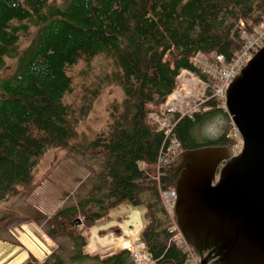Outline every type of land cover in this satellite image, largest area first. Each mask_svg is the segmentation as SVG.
Returning a JSON list of instances; mask_svg holds the SVG:
<instances>
[{
  "label": "trees",
  "instance_id": "16d2710c",
  "mask_svg": "<svg viewBox=\"0 0 264 264\" xmlns=\"http://www.w3.org/2000/svg\"><path fill=\"white\" fill-rule=\"evenodd\" d=\"M262 25L264 0H0V206L38 188L40 161L51 150L65 151L96 163L99 171L77 189L72 205L34 217L46 223L51 240L72 242L73 261L135 264L122 247L104 258L86 253L78 227L89 230L128 203L146 210L149 264H187V253L172 240L155 179L160 153L171 138L180 152L235 149L239 143L217 98L191 115L171 116L168 138L150 115L174 92L184 70L211 86L218 82L194 67V57L215 63L213 55L223 56L231 65L244 49L242 32L253 35ZM10 62L13 73L5 76ZM109 87L122 97L108 103L104 128L79 142L80 124ZM215 119L226 121L223 131L198 140ZM166 169L160 176L164 190L175 188L178 179ZM8 221L0 218V228ZM28 264L66 262L59 247Z\"/></svg>",
  "mask_w": 264,
  "mask_h": 264
},
{
  "label": "water",
  "instance_id": "95a60500",
  "mask_svg": "<svg viewBox=\"0 0 264 264\" xmlns=\"http://www.w3.org/2000/svg\"><path fill=\"white\" fill-rule=\"evenodd\" d=\"M225 111L242 139L237 155L204 147L167 166L178 174L176 222L201 264H264V47L229 86Z\"/></svg>",
  "mask_w": 264,
  "mask_h": 264
},
{
  "label": "rangeland",
  "instance_id": "374dc122",
  "mask_svg": "<svg viewBox=\"0 0 264 264\" xmlns=\"http://www.w3.org/2000/svg\"><path fill=\"white\" fill-rule=\"evenodd\" d=\"M13 67L14 63L10 62L3 74L12 75ZM121 97L120 89L115 87L106 89L101 98L95 102L91 115L80 124L79 142L94 138L96 133L104 128L108 121V103ZM225 127L226 121L222 119L208 122L200 130L201 135L198 140H201L203 135L216 136ZM233 128L235 132L236 128L234 126ZM237 140L239 145L233 149L236 155L242 147L241 137ZM53 162L56 165L55 169L51 168ZM98 171L99 165L96 163L82 162L81 159L65 151H49L38 165L40 186L24 198L14 199L0 206V218H9V225L0 228V264H28L34 259L43 261L59 247L66 264H98L93 261H73L72 242L67 238L51 240L46 234V223L34 217L35 214L51 217L63 206L72 205L77 201L82 188L78 191L77 189ZM147 221L148 217L143 207L135 208L126 203L113 210L109 216L89 230H83V225L79 224V231L88 242L84 251L104 258L117 253L125 243L128 245L143 243Z\"/></svg>",
  "mask_w": 264,
  "mask_h": 264
},
{
  "label": "built area",
  "instance_id": "2783aa9c",
  "mask_svg": "<svg viewBox=\"0 0 264 264\" xmlns=\"http://www.w3.org/2000/svg\"><path fill=\"white\" fill-rule=\"evenodd\" d=\"M241 37L245 42L244 49L236 55L231 65L225 63L223 56L217 55H213L215 63L200 54L192 59L191 62L194 67L201 68L204 73L218 81L213 86L190 71L184 70L179 74L174 92L167 97L165 103L160 106L158 111H154L150 115L151 120L161 131L166 133L165 136L167 138L172 136L173 119L171 116L185 117L198 112L200 106L207 102L210 97L219 99L220 105L218 107L226 110V93L229 86L246 64L252 60L254 55L264 47V25L260 26L253 35L242 32ZM208 92H210L211 96H209ZM235 133L239 139L238 132L235 131ZM179 154L180 144L177 139L171 138L168 147L160 153L155 179L159 182L161 202L171 219L170 233L173 234L172 240L187 253L189 259L187 264H201V259L186 244L178 228L174 211L177 200L175 188L164 190L160 184L161 171L165 170L168 164L176 160ZM137 243L140 244L128 245L125 243L122 248L130 253L134 262L136 261L135 264H149L151 261L146 254L145 244Z\"/></svg>",
  "mask_w": 264,
  "mask_h": 264
},
{
  "label": "flooded vegetation",
  "instance_id": "af4514ba",
  "mask_svg": "<svg viewBox=\"0 0 264 264\" xmlns=\"http://www.w3.org/2000/svg\"><path fill=\"white\" fill-rule=\"evenodd\" d=\"M174 172H176V169H175V171H174ZM176 176H178V174H177Z\"/></svg>",
  "mask_w": 264,
  "mask_h": 264
}]
</instances>
